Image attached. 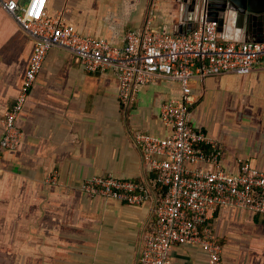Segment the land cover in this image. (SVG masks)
<instances>
[{
	"label": "crops",
	"instance_id": "1",
	"mask_svg": "<svg viewBox=\"0 0 264 264\" xmlns=\"http://www.w3.org/2000/svg\"><path fill=\"white\" fill-rule=\"evenodd\" d=\"M181 0H48L47 9L82 35L121 46L127 30L150 28L183 35L200 11ZM222 41H250L231 12ZM33 41L0 9L1 119L12 105ZM190 122L215 140L223 167L238 159L264 171V67L246 75L222 73L193 80ZM113 68L87 72L70 51L50 49L17 124L23 137L0 158V264H138L153 232L151 203L129 205L80 190L88 177L112 174L148 183L153 173L133 141L137 132L165 136L161 106L178 100L175 81L140 86L123 105ZM204 167L207 165L202 164ZM55 173V182L47 178ZM222 264H264V213L222 206L210 221ZM198 244L175 245L170 264H206Z\"/></svg>",
	"mask_w": 264,
	"mask_h": 264
},
{
	"label": "built area",
	"instance_id": "2",
	"mask_svg": "<svg viewBox=\"0 0 264 264\" xmlns=\"http://www.w3.org/2000/svg\"><path fill=\"white\" fill-rule=\"evenodd\" d=\"M48 0H0V9L31 37L29 63L12 105L2 119L0 158L16 150L23 133L17 124L47 52L70 51L83 69L95 72L113 68L119 81V98L128 106L140 86L164 78L181 89L178 100L160 108L165 136L137 132L133 136L153 173L148 183L118 178L112 174L85 179L80 190L129 205L151 203L154 230L141 245L138 264H170L175 245L198 244L206 251V264H222L221 245L210 221L218 208L237 206L264 213V171L238 159L237 172L223 167L215 140L193 127V80L203 83L222 73L246 75L264 67V41H222L215 21L200 14L193 29L183 35L150 28L127 30L121 46L93 35H82L62 17L47 9ZM202 164L207 165L204 167ZM55 173L47 182H55Z\"/></svg>",
	"mask_w": 264,
	"mask_h": 264
},
{
	"label": "water",
	"instance_id": "3",
	"mask_svg": "<svg viewBox=\"0 0 264 264\" xmlns=\"http://www.w3.org/2000/svg\"><path fill=\"white\" fill-rule=\"evenodd\" d=\"M188 2L192 10L205 14L208 21H215L217 33L225 25L231 12L236 22L240 20L250 41H264V0H181ZM193 29V28H192ZM192 29L187 31L189 33Z\"/></svg>",
	"mask_w": 264,
	"mask_h": 264
}]
</instances>
